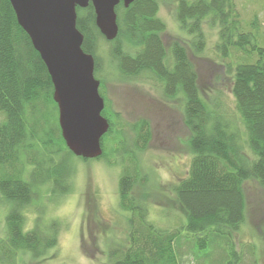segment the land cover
I'll use <instances>...</instances> for the list:
<instances>
[{"label":"trees","instance_id":"obj_1","mask_svg":"<svg viewBox=\"0 0 264 264\" xmlns=\"http://www.w3.org/2000/svg\"><path fill=\"white\" fill-rule=\"evenodd\" d=\"M236 1L178 0L176 15L180 27L193 35L190 43L195 54L206 47L203 20L210 17L219 25L216 48L224 60L231 58L226 62L227 72L234 77L232 92L245 135L226 118L219 104L211 109L207 106L181 41L171 43L172 58L167 59L160 35L166 24L157 15L159 0H135L128 6L121 1L116 6L119 33L113 40L97 26L92 3L76 9L77 27L84 36L82 48L94 56L95 73L101 71L99 47L104 40L112 43L109 55L124 78L149 73L168 97L183 95L193 158L188 175L173 190L187 216L182 228L201 235L193 251L197 258L215 253L208 250V242L221 239L225 244L220 254L210 257L215 264H235L232 234L245 221L244 181L252 177L264 187V46L257 21L245 22ZM237 52H242V58L234 60ZM106 106L102 114L110 126L102 147L105 150L108 145L105 136L113 135L112 143L128 154L129 165L120 177L119 190L121 206L131 213L129 244L111 250L110 264H184L179 250L185 240L181 228L157 229L130 195L138 175L137 159L123 141L120 114L110 111L111 118ZM133 128L134 150L142 151L151 140L150 126L139 120ZM118 134L121 138L117 139ZM75 156L62 135L47 65L19 24L10 0H0V199L10 208L6 237L0 240V264L14 261L20 252L29 251L39 258L56 246L58 222L41 227L37 221L25 231L24 211L49 193L56 200L70 191L74 173L70 159Z\"/></svg>","mask_w":264,"mask_h":264},{"label":"rangeland","instance_id":"obj_2","mask_svg":"<svg viewBox=\"0 0 264 264\" xmlns=\"http://www.w3.org/2000/svg\"><path fill=\"white\" fill-rule=\"evenodd\" d=\"M177 2L159 0L157 15L166 24L160 35L167 59L172 58L171 43L181 41L194 65L198 86L207 106L211 109L219 104L226 118L245 135L232 92L234 77L227 72L226 62L231 58L224 60L216 48L219 25L210 17L203 20L206 47L195 54L190 43L193 35L183 30L177 19ZM236 2L245 22L257 21L262 33L260 43L264 46V0ZM122 42H125L123 38ZM111 47L112 43L102 40L99 47L101 71L95 75L102 84L100 91L107 105L106 112L109 116L110 111L120 114L119 119L124 122L123 141L127 149H133L131 154L137 159L138 175L130 195L139 207L145 209L147 222L157 229L172 231L181 228L185 240L179 250L184 264H215L210 257L220 254L225 244L221 239L214 243L210 241L207 248L214 249L215 253L206 259L197 258L193 251L198 248L201 235L182 228L187 216L173 190L175 184L188 175L193 158L189 142L191 132L183 112L184 97L181 93L175 97L165 95L149 73L124 78L109 55ZM241 53H235L234 60H238L236 57ZM139 120L148 122L151 140L144 150L135 151L133 127ZM105 137L108 145L103 149V157L88 160L71 157L74 173L70 178L69 192L56 200L49 193L27 209L36 213L34 226L37 221L41 227L58 222L56 246L39 258L29 251L20 252L14 261L6 260L8 264H110L111 250L123 249L129 244L131 213L121 206L119 190L120 177L129 165L128 154L123 152L122 146L112 143L115 136ZM116 138H121V135ZM244 190L245 221L232 234L236 250L232 258L235 264H264V187L249 177L244 181ZM9 210V206L0 199V240L6 237Z\"/></svg>","mask_w":264,"mask_h":264},{"label":"water","instance_id":"obj_3","mask_svg":"<svg viewBox=\"0 0 264 264\" xmlns=\"http://www.w3.org/2000/svg\"><path fill=\"white\" fill-rule=\"evenodd\" d=\"M121 1L128 6L135 0H10L19 24L47 65L62 135L76 156H100L102 137L110 126L102 114L105 99L95 76V58L82 48L76 9L92 3L97 26L113 40L119 33L116 6Z\"/></svg>","mask_w":264,"mask_h":264},{"label":"clouds","instance_id":"obj_4","mask_svg":"<svg viewBox=\"0 0 264 264\" xmlns=\"http://www.w3.org/2000/svg\"><path fill=\"white\" fill-rule=\"evenodd\" d=\"M24 215L27 217L26 219V223L24 225L25 231L30 230L31 228L34 227V220H35V216L36 213L30 211V210H25L24 211Z\"/></svg>","mask_w":264,"mask_h":264}]
</instances>
